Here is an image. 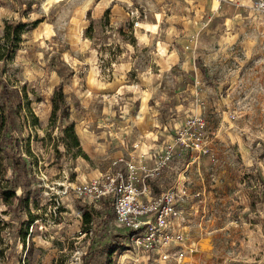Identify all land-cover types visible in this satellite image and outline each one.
I'll return each mask as SVG.
<instances>
[{"label":"rangeland","instance_id":"374dc122","mask_svg":"<svg viewBox=\"0 0 264 264\" xmlns=\"http://www.w3.org/2000/svg\"><path fill=\"white\" fill-rule=\"evenodd\" d=\"M49 1L0 0L1 45L5 21L26 24L0 63L16 88L0 264H264V0ZM120 155L161 167L156 194L181 190L169 259L126 246L109 200L94 205Z\"/></svg>","mask_w":264,"mask_h":264},{"label":"built area","instance_id":"2783aa9c","mask_svg":"<svg viewBox=\"0 0 264 264\" xmlns=\"http://www.w3.org/2000/svg\"><path fill=\"white\" fill-rule=\"evenodd\" d=\"M143 159L114 157L103 172L93 177L90 190L95 197L94 205L103 200L111 203L113 219L110 226L123 231L126 246L132 244L147 251H157L158 257L166 260L170 258L166 247L171 243L176 245L186 237L179 222L182 211L176 207L175 200L181 197V190L169 188L156 194L153 180L161 167L158 164L151 166ZM85 189V185H79L77 193L82 194ZM182 255L180 251L178 258Z\"/></svg>","mask_w":264,"mask_h":264},{"label":"trees","instance_id":"16d2710c","mask_svg":"<svg viewBox=\"0 0 264 264\" xmlns=\"http://www.w3.org/2000/svg\"><path fill=\"white\" fill-rule=\"evenodd\" d=\"M26 25L20 21L13 22V21H5L3 27V34H2V41L4 45L0 44V63L5 65L9 60H11L14 49L17 48L18 43L20 42V35H21V27ZM1 72V71H0ZM0 84H1V91H0V153H4L7 157L16 145L15 140L11 134V127L14 121V116L12 113V109L7 107L6 103L11 101V96L13 92H16V88H9L7 82L2 78V74L0 73ZM61 85H58L55 89L54 95V103L58 99H61ZM58 108L57 104L54 106V111ZM5 114V115H4ZM59 117L64 118L65 114H60ZM4 132V133H3ZM9 151V152H8ZM15 159V155L11 156L12 165L14 167L13 161ZM3 160L0 157V186L4 180V167H3ZM13 194V192H12ZM0 197H5L4 194H0ZM85 223L89 222V218L84 215ZM114 241V239H112Z\"/></svg>","mask_w":264,"mask_h":264},{"label":"bare ground","instance_id":"6f19581e","mask_svg":"<svg viewBox=\"0 0 264 264\" xmlns=\"http://www.w3.org/2000/svg\"><path fill=\"white\" fill-rule=\"evenodd\" d=\"M52 0H50L49 2H51ZM47 8V7H46ZM49 33H50V31H49V29L47 28V30L45 31V35H46V37H48L49 36ZM140 37L139 38H141V39H143L144 38V36L143 35H139ZM147 36V35H146ZM81 39V37H80V35L78 34V36H77V40L78 41H81L80 40ZM147 42V41H146ZM158 47H159V53L162 55V56H165L166 55V47H165V45L164 44H162V43H159L158 44ZM160 55V56H161ZM88 81H89V83L91 84V85H93L95 82H96V85H97V88L98 89H104V88H106V82H101V81H99V80H96L95 78H94V75L93 74H90L89 75V77H88ZM226 119V118H225ZM147 137V136H146ZM40 238V237H39ZM40 241L41 242H43L44 243V241L42 240V239H40Z\"/></svg>","mask_w":264,"mask_h":264}]
</instances>
